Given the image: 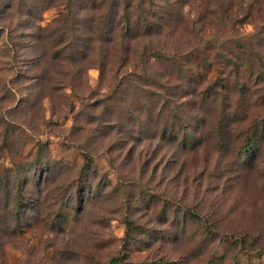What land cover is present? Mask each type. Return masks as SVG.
<instances>
[{"label": "rangeland", "instance_id": "374dc122", "mask_svg": "<svg viewBox=\"0 0 264 264\" xmlns=\"http://www.w3.org/2000/svg\"><path fill=\"white\" fill-rule=\"evenodd\" d=\"M53 2L0 0V264H264V0L185 3L195 32L166 45L198 47L186 71L208 75L186 144L163 119L140 135L146 99L118 94L112 45L54 58L79 40Z\"/></svg>", "mask_w": 264, "mask_h": 264}, {"label": "trees", "instance_id": "16d2710c", "mask_svg": "<svg viewBox=\"0 0 264 264\" xmlns=\"http://www.w3.org/2000/svg\"><path fill=\"white\" fill-rule=\"evenodd\" d=\"M185 3L187 0H56L51 5L60 6L61 11L54 21L60 25L62 31H70L77 35L79 41H72L64 48V51H67L66 56H62L63 51H61L54 58L64 61L67 57L70 62L77 61L75 54L79 53L77 50L79 42L83 39L82 35L88 44L86 53L89 56L93 54L95 47H100L94 46L93 43L112 45V55L115 60L117 59L116 71L126 69L116 86L118 94L126 93L123 85L126 83L133 87L135 92L140 93L139 97L146 99L139 101L137 107L139 112L135 114L138 115L137 124L142 126L140 135L149 133V126L152 137L154 134L158 135L157 131L152 130V125L156 119H163L165 123L160 132L161 136L164 138L169 136L171 141H178L182 136L181 141L186 144L190 141L188 139L190 134L184 130L182 132L181 127L186 126L184 122L190 115L192 118L199 115L193 110L197 103V98L194 96L197 94V85L200 84L199 78L203 73L189 74L193 69H189V73L186 71L187 64L184 59L199 48L185 52L179 48V40H175L178 44L172 40L171 48L165 41L169 36L181 33L186 27L195 32L196 24L187 20ZM10 7L11 4H7L6 10ZM38 36L42 41L43 58L47 60L50 52V47L46 43L47 38L42 31ZM60 45L61 43L57 44L58 47ZM239 49H243V46H239ZM132 61L134 65H131ZM130 65L133 67L129 69ZM156 66L162 67L164 72L157 70V73L150 76L151 69ZM188 76H191V79L187 81L191 88L187 94L180 95L179 92L183 90L186 83L178 84V82L185 81ZM207 77L208 75L206 77L203 75L202 79L208 80ZM67 86H70L73 92L76 91L75 86L70 83L63 84L62 88ZM114 95L115 92L111 95L112 98ZM157 96L158 99L154 101ZM162 96L165 97V105L160 107L159 100ZM187 97H191L190 101L189 98L186 99ZM124 99L123 95L114 102ZM115 103L112 104L114 107ZM185 103L186 105L191 103L188 109L184 107ZM131 114H134V110H131ZM144 125H146L145 128H143ZM74 199L75 197L70 202L64 203L67 209L72 210L76 205L78 209V206L84 204L82 193L79 195L77 204H74ZM63 202L66 201L63 200Z\"/></svg>", "mask_w": 264, "mask_h": 264}]
</instances>
